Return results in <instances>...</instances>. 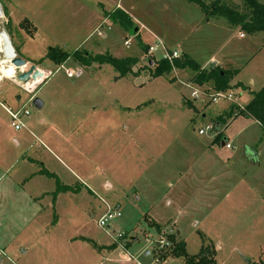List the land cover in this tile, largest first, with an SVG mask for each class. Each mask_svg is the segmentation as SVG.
<instances>
[{
  "label": "rangeland",
  "instance_id": "374dc122",
  "mask_svg": "<svg viewBox=\"0 0 264 264\" xmlns=\"http://www.w3.org/2000/svg\"><path fill=\"white\" fill-rule=\"evenodd\" d=\"M147 1L0 0V29L8 31L17 55L29 60L25 67L14 66L8 78L0 74V264H92L95 249L111 244L119 232V242L131 252L140 249V264H182L169 258L171 245L157 247L170 229L184 240L188 254L198 252L203 237L215 246L218 264H264V164L251 174L241 155L243 149L261 148L264 163V126L243 116L235 121L223 116L245 105L264 84V33L229 34L226 18L215 13V24L192 25L191 34L186 32L192 58L200 66L210 56L233 61L236 79L246 86L229 84L235 103L212 102L204 94L193 97L186 84L208 87L207 93L214 88L192 83L189 67L151 76L157 56L143 47L154 41V34L142 28L135 34ZM213 1L204 0L207 5ZM222 2L242 9V0ZM130 3L136 6L129 12L130 32L104 21L101 29L107 38L99 49L134 57L127 74L120 75L108 63L83 67L68 59L58 66L44 58L55 45L85 51L87 43L102 39L91 31L105 12L116 6L128 9ZM172 7H163V13L169 14L168 34L176 38L181 30ZM155 12L160 14L158 8ZM85 26L89 36H84ZM171 46L183 57V48ZM31 64L49 75L25 90L18 77ZM219 66L232 70L228 63ZM34 97L41 107L33 104ZM6 108H27L21 129L11 126ZM207 124L213 129L198 134ZM222 138L231 147L221 146ZM24 155L30 160H22ZM57 158L69 169H62ZM42 162L53 164L61 178H25ZM103 200L121 213L109 222V233L97 226ZM142 248L151 253L145 255ZM152 252L165 253L166 259L157 261Z\"/></svg>",
  "mask_w": 264,
  "mask_h": 264
},
{
  "label": "trees",
  "instance_id": "16d2710c",
  "mask_svg": "<svg viewBox=\"0 0 264 264\" xmlns=\"http://www.w3.org/2000/svg\"><path fill=\"white\" fill-rule=\"evenodd\" d=\"M205 10L206 13L217 14L224 16L229 26H239L243 33L254 35L256 32L264 33V2L259 0H242V9L232 8L223 3L222 0H214L207 5L203 0H189ZM105 18L119 24L124 30L129 31L132 25V19L119 7H115L110 12H105ZM28 21V19H25ZM34 31H35V26ZM16 49V47H15ZM147 51V46L143 47ZM17 52V49H16ZM18 54V53H17ZM44 58L49 59L53 64L61 66L68 59H73L80 65L89 66L95 63H108L115 68L120 75H125L131 71V66L136 62L134 57L122 58L116 55H111L108 52L91 54L87 51L77 49L74 52H68L63 46L48 47ZM151 62V61H150ZM151 69V76L158 77L170 72L172 68L189 67L193 70L190 78L192 83L202 85L203 83L211 84L215 90L229 89V81L232 77L231 71L222 67H212L204 69L193 58L183 55L181 58H174L172 61L167 59H156L153 61ZM236 115L250 117L257 121L260 125H264V84L252 92L250 100L243 106L239 105L236 109ZM221 126L220 121L218 122ZM217 126V124H216ZM218 126V127H219ZM216 138H220V133ZM63 189V188H61ZM151 226L158 227L156 222L150 223ZM169 246V258H180L183 264H217L214 259V246L201 237L200 249L195 254H188L185 247V242L182 239H176L174 233H167ZM124 246V245H123ZM166 251V250H165ZM167 256L165 253L157 254L158 260H165ZM252 264V263H249Z\"/></svg>",
  "mask_w": 264,
  "mask_h": 264
},
{
  "label": "crops",
  "instance_id": "0c3cea01",
  "mask_svg": "<svg viewBox=\"0 0 264 264\" xmlns=\"http://www.w3.org/2000/svg\"><path fill=\"white\" fill-rule=\"evenodd\" d=\"M192 4L194 6H192ZM154 5H156L157 6L156 8H158V11H160L159 15L156 14V12H155L156 8L154 9ZM158 6H160V7H158ZM165 6H168V7H172L173 6L172 9L177 8V10L174 12V16L178 20V21L176 20L177 24L179 25V27H177V28H178V30H181V31L179 32V34H178V36L176 38L173 37L174 39L168 34V32H169L168 30L169 29L165 26V21L167 20L165 18H167V16L169 15L168 12H166L165 14L163 13V7H165ZM116 7L121 8L130 17V19H131V16L129 15L130 10H132V11L134 10L135 11V9H136L135 8L136 6H134L132 3L129 4L128 9L120 7V6H116ZM209 13H206L205 10L203 9V7L197 5V4L193 3V2H188L187 1V3H185L184 0H148L146 5H144L142 17H141V14H139V16L137 15L138 16L137 18L141 20L143 26L139 25L138 26V30L135 31V34L137 32H139L140 28L144 29L147 33H149L151 31L154 35H156L160 39H162L164 41L165 45H167V46L169 45L170 47H172L171 45H176V47L183 48L184 49L183 53L188 55V56L190 55L189 57L192 58L191 52L189 50V43H188V38L191 36L190 34H191L192 30H194V29L191 30V26L192 25H196V27L199 28L201 26H203V27L207 26L208 27V26H211V25L215 24V21L218 19V17L215 16V15H210ZM132 17L135 18L134 16H132ZM104 21L109 22V20L106 19L105 17L101 18V21L99 23L95 24V27L92 29L91 33H95V31L97 32V30L100 31L101 27H103L101 24L104 23ZM141 22H140V24H141ZM169 22H171V21H169ZM111 24L112 25H118L119 26L118 28L120 30L122 28V27H120L119 24H117L115 22H112ZM227 26H228L227 30H228L229 34L231 32H235V31L238 33V35L240 37H243L246 34V33H243L242 30H240L239 26L232 27V26H229L228 23H227ZM108 28L110 30V24L107 23V29ZM122 30H124V29L122 28ZM187 31L190 34L186 33ZM88 32H89V28L87 26H85V31H84L85 35L83 34V32L81 30V35L80 36H82V35L89 36V34H91V33L88 34ZM106 35L107 34H105V30L103 31L101 29L100 33H97V36H99L102 39H95L96 42H97L95 45L92 44V43L95 42V40H93L94 42L92 41V43L89 42L90 44H88L86 42L87 43L86 44L87 47L84 46L82 48L85 49V51H87V52L90 51L92 54L93 53L94 54L101 53V51H100L101 50V48H100V43L101 42L100 41L101 40L104 41L105 38H107ZM232 39H233L232 37L229 38V40H232ZM86 40H87V37H86ZM86 40L84 39V41H86ZM263 43H264V38H263ZM55 46H59V45H55ZM86 48H87V50H86ZM78 49H80V48H78ZM186 52L189 53V54H187ZM210 57L211 58L204 63L205 65L210 63L211 65L209 66V68H212V67H219L220 63H228L230 65V67L232 68V70H231L232 77H231V79L229 81L230 82L229 84L231 86H234V85L237 86L236 89H238V88L246 89V86L242 83V81H240L239 79H236L237 78V73H238V67H236L237 65L233 61H225L223 59V56H221V55H219V57L218 56H210ZM26 61L28 62L29 60H26ZM66 63L67 62L65 61L63 64H61V66L65 65ZM204 64H203V66H205ZM80 66L85 67L84 65H80ZM38 69L40 71H42L43 68L42 69L38 68ZM76 73H77V75L81 74V71H80L79 68L76 71ZM45 80H43V81L45 82ZM249 83H252V80H249ZM227 105L228 104L226 103V105L223 106V107H226ZM235 113H236V110H234V107H233V112H231L232 115L230 113H227V114H225L223 116L231 117L233 119V121H235L239 116H243L242 114L236 115ZM243 117L250 118V117H246V116H243ZM252 120L255 121L254 119H252ZM255 122H257V121H255ZM13 141H14L15 144H17V145L19 144L18 138L13 137ZM225 142H228V141L225 138H222L221 141H220L221 146L222 145L224 146ZM262 154H263V151L261 150V148H256V147H251L249 150H246V149L244 150L243 149L241 151V155L244 158L245 162L250 165V167H249L250 169L249 170L251 171L250 172L251 174H253L254 172H257V168L262 166V164H264V163H260V160L262 159ZM24 159H26V160L29 159L30 160L29 155L27 157L24 155L22 157V160H24ZM31 160H33V159H31ZM57 160H58V162H60V165H61L62 169L63 168H64V170H68L69 169L65 165L64 162L60 161L58 158H57ZM54 167L55 166L53 164H51V163L42 162L41 168L32 171L25 178H28V177H31V178L34 177L35 179L61 178L59 176V171L56 172ZM72 174L74 175V176L71 175L72 177H76V175L74 173H72ZM254 177L256 178L255 175H254ZM108 184L111 187V184L109 182H108ZM262 200H263L262 202H264V198ZM234 217H236V215ZM170 232L174 233L175 231H173V229H170ZM174 235L176 236L175 237L176 239H181V238H178V237H180L178 233H174ZM72 238L74 239V237H72ZM72 238L70 240H73ZM185 247H186V244H185ZM142 249L144 250V254L145 255H148L149 253H151V250H149V249H145V248H142ZM95 250H96V255L94 257H92V264H140L138 262V260H136L140 249H139V251L137 250L136 252H131L130 248L128 247V245H125V244H124V246H122L119 243L115 244V243L112 242L109 245L98 246ZM214 253L216 254L215 246H214ZM193 254H195V253H193ZM215 254H214V259H215ZM153 256L156 258L154 253H153ZM172 258H176V257H172ZM178 259H180V258H178ZM156 260H157V258H156ZM157 261H160V260H157ZM182 264H183V262H182Z\"/></svg>",
  "mask_w": 264,
  "mask_h": 264
},
{
  "label": "built area",
  "instance_id": "2783aa9c",
  "mask_svg": "<svg viewBox=\"0 0 264 264\" xmlns=\"http://www.w3.org/2000/svg\"><path fill=\"white\" fill-rule=\"evenodd\" d=\"M97 33H100V31L97 30ZM153 37H154V41L151 43H148L146 54L156 55L157 59H164V60L167 59L168 61H172L174 58H178L179 53L176 51V49L167 47L158 36L153 35ZM128 44H129V40L126 39L124 42V45H128ZM41 72L42 74H44L43 79L47 75H49V71L47 73H45V71H41ZM67 74L72 75V73L70 72H67ZM43 79L41 80V82L43 81ZM186 85L193 88V90L191 91V95L193 97H200V96H203L204 94V95H208L209 100L212 102L220 101V99H224L227 102H234V103L236 102V93L232 92V90L230 89H220V90L212 89L211 91L207 93L206 89L208 87L200 89V88H195L191 86L190 84H186ZM24 88L25 90L27 89V83L25 84ZM6 111L8 112L10 116L11 126L15 128L16 130L21 129V127L23 126L22 118H24V116H26L29 113L27 108L26 109L22 108V109H17V110L6 108ZM207 129H213V124H207L203 128H199L198 134H204L205 130ZM225 146L231 147L229 142H225ZM103 202L105 205V210L101 213L100 218L97 220V226L99 228H102L103 231H106L107 233H109L110 232L109 222L114 220L115 218H118V216H120L121 213L117 210V208H112L107 203V201L103 200ZM122 236H123V233L119 232L117 237H113L112 239L113 243H117V244L119 243L123 246L124 244L122 242H119V239H121ZM164 238H161V239L159 238L157 240L158 242L157 247H159V249L163 248L164 245L165 246L170 245V241L167 238L165 239Z\"/></svg>",
  "mask_w": 264,
  "mask_h": 264
},
{
  "label": "water",
  "instance_id": "95a60500",
  "mask_svg": "<svg viewBox=\"0 0 264 264\" xmlns=\"http://www.w3.org/2000/svg\"><path fill=\"white\" fill-rule=\"evenodd\" d=\"M0 15H2V5H0ZM0 40H1V48L0 52L3 58V61H10L13 66L16 67H25L27 64L26 59L19 57L17 55L15 46L13 44V40H11L8 31L5 28L0 29ZM42 72L36 67L35 64L29 65L25 71L19 74V80L27 83V89H33L37 84L41 82L43 79ZM1 80V75H0ZM33 104L36 107L42 106V101L38 97H34L32 99ZM148 252V251H147ZM0 262H1V252H0Z\"/></svg>",
  "mask_w": 264,
  "mask_h": 264
},
{
  "label": "bare ground",
  "instance_id": "6f19581e",
  "mask_svg": "<svg viewBox=\"0 0 264 264\" xmlns=\"http://www.w3.org/2000/svg\"><path fill=\"white\" fill-rule=\"evenodd\" d=\"M1 40H0V48H1ZM14 66L10 63V61H1L0 62V74L4 77L8 78L12 76L14 73Z\"/></svg>",
  "mask_w": 264,
  "mask_h": 264
}]
</instances>
